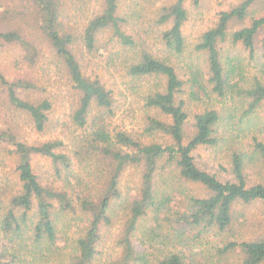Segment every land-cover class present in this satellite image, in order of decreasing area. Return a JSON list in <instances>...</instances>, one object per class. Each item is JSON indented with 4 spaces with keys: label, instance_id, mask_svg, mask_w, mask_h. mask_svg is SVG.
<instances>
[{
    "label": "trees",
    "instance_id": "1",
    "mask_svg": "<svg viewBox=\"0 0 264 264\" xmlns=\"http://www.w3.org/2000/svg\"><path fill=\"white\" fill-rule=\"evenodd\" d=\"M65 1L21 0L23 10H0V56L8 47L17 54L16 65L36 63L40 50L11 19L30 22L52 55L47 66L62 72L71 90L65 120L54 121L45 90L29 80H8L0 64V99L37 134L60 129L57 138L34 144L0 133V143L16 156L18 185L0 216V264H188L179 247L209 234L232 238L235 223L245 222L237 207L264 208V178L249 179L253 167L264 169V141L253 138L249 150L242 146L264 107V61L256 62L254 43L264 33V13H258L264 0H224L228 7L188 51L186 4L196 9L201 0H149L156 5L150 21L162 53L152 50L146 32L131 25L132 16L120 13V0H97L78 35L66 29ZM77 39L89 53L105 52L108 44L116 49L114 57L122 52L119 65L132 91L153 81L139 95L140 131L113 123L117 102L100 79L83 71L72 50ZM251 62L260 76L249 71ZM211 96L221 108L194 114L187 130V103ZM222 145L230 159L225 180L193 156L199 148ZM33 156L49 161L53 184L34 174ZM125 176H133L131 188L124 189ZM186 183L202 188L204 196L185 195ZM175 196L182 198V209L172 205ZM111 228L117 229L115 255L105 257L102 230ZM215 250L221 257L237 256L236 264H264V231L222 242Z\"/></svg>",
    "mask_w": 264,
    "mask_h": 264
},
{
    "label": "rangeland",
    "instance_id": "2",
    "mask_svg": "<svg viewBox=\"0 0 264 264\" xmlns=\"http://www.w3.org/2000/svg\"><path fill=\"white\" fill-rule=\"evenodd\" d=\"M153 1V0H151ZM169 0H161L167 2ZM65 24L67 30L72 33L82 32L88 18L97 6V0H66L65 1ZM229 2L224 0H201L199 7L194 9L189 2L186 7L189 11L188 20L183 27V34L186 39L187 51L192 48L198 40L200 34L209 28L220 10L228 7ZM155 4L149 0H120V13L132 16L131 25L135 24L139 33L146 32L147 42L151 44L153 51L162 53V46L158 41V33L156 28L151 27V13L155 10ZM5 8L23 10L24 5L21 0H0V10ZM259 14L264 13V7H260ZM2 19H0V22ZM12 27L20 28L22 35L29 41H33L36 47L40 50V57L32 66L16 65L17 54L12 51V48L5 47L0 56L1 71L6 75L8 80H29L38 88L45 90L47 96L53 103L52 113L53 119L61 121L65 120L67 108L71 103V90L67 83L66 77L62 72L53 66H47L49 61H52V55L48 51L45 41L41 37L40 31H35L30 28V22L26 25L11 19ZM38 27V25H37ZM130 29V27H129ZM106 41V39H104ZM102 40L101 42H104ZM255 55L256 62H263L264 53V33L260 31L255 38ZM107 50L100 49L99 52L89 53L79 39L72 47L73 52L77 56L83 71L89 77H97L101 82L112 91L113 98L117 102L119 111L113 123L126 128L129 131H140L141 119L144 111L141 106L140 96L153 83L149 85L147 82L137 84V89L132 91L130 89V81L125 76L119 62L122 61L123 53L119 52V57H114L113 52H116L114 47L108 44ZM121 56V58H120ZM242 57L245 62H248V55L242 52ZM112 58V61L110 59ZM194 58V56H193ZM258 64L250 63L249 71L251 74L260 76ZM251 68V70H250ZM186 92L182 96L188 98ZM186 107L189 111V119L187 123V130L190 129L192 116L201 112L204 108L220 109L221 104L213 97L209 100L203 99L201 101H190ZM255 129L250 131L242 140V146L249 150L250 142L253 138L264 141V107L258 110L256 117L251 124ZM0 133L12 134L17 141L24 144H34L38 142H45L57 138L60 134L59 127L54 130H49L45 134H37L22 114L10 107L6 100L0 99ZM191 134V133H190ZM187 133V136H190ZM161 141V140H160ZM159 141V142H160ZM8 145L3 141L0 143V216L6 212L8 207V200L10 195L18 190L17 178L14 172L16 156L9 152ZM227 147H202L197 149L193 156L201 168L206 169L210 173L216 174L220 179L225 180L229 178L228 172L230 168V159L228 156ZM31 166L34 174L40 177L43 183H52L53 179L50 176V163L46 158L41 156H33L31 158ZM260 177L264 178V169L259 171L257 167H253L249 171L250 181H258ZM133 176H125L122 185L125 188L132 187ZM129 182V183H128ZM185 195H195L202 197L204 191L197 185L186 183L181 187ZM172 205L176 208H183L182 198L174 197ZM237 216H243L244 224L235 223L234 235L232 238L227 233L223 237H217L212 234L206 235L204 239L191 243L187 247H179L186 254L188 264H236L237 256L226 255L221 257L216 254V248L222 247V242L228 240H247L252 238L256 232L264 231V208L252 205L245 207H237ZM243 220V219H242ZM117 226V225H116ZM117 235V229H103L102 243L100 250L105 257H112L115 254L113 249L114 238ZM70 236V235H69ZM71 237V236H70ZM63 244V243H62ZM62 246V245H60Z\"/></svg>",
    "mask_w": 264,
    "mask_h": 264
}]
</instances>
